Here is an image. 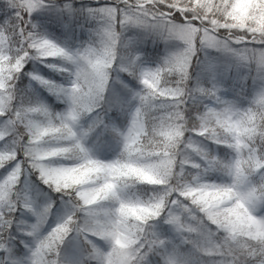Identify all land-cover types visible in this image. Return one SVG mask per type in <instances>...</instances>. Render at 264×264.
<instances>
[{
    "label": "snow or ice",
    "instance_id": "6c2138e0",
    "mask_svg": "<svg viewBox=\"0 0 264 264\" xmlns=\"http://www.w3.org/2000/svg\"><path fill=\"white\" fill-rule=\"evenodd\" d=\"M45 14L63 35L36 22ZM0 20V48L8 45L0 61V264H255L264 235L239 238L253 247L246 243L237 251V238L227 239L221 220L264 209V163L250 158L241 164L239 144L203 129L209 118L221 128L244 114L254 122L248 109L238 108L251 95L249 80L253 88L264 84V0H9L0 3ZM146 39L164 44L155 61L141 50ZM120 49L127 55L117 56ZM221 61L237 69L228 90L222 87ZM37 64L60 79L43 74ZM240 69L248 71L241 76ZM23 77L29 78L24 91L17 85ZM33 83L67 107L51 112ZM93 94L105 96L107 107L78 110L81 98ZM253 103L264 106V87ZM37 108L50 112L47 135L32 129ZM113 109L125 117L119 126L103 118ZM84 112L91 113L87 127L80 123ZM157 122H174L179 139L169 153L168 178L148 183L130 169L163 154L141 159L125 153L136 147L138 126L151 134ZM53 133L60 138L51 140ZM105 144L113 149L111 159L101 158ZM73 152L80 157L72 158ZM252 169L257 183L245 175ZM85 173L86 182L74 179ZM217 173H227L231 182L213 184L221 180ZM33 176L59 194L58 212L57 201L33 187ZM209 185L220 194L215 204L201 196ZM129 200L143 210L127 213ZM41 202L47 205L43 211L26 210ZM17 213L35 219L27 231ZM255 216L259 227L264 216ZM19 235L26 237L23 249Z\"/></svg>",
    "mask_w": 264,
    "mask_h": 264
},
{
    "label": "clouds",
    "instance_id": "9594fccd",
    "mask_svg": "<svg viewBox=\"0 0 264 264\" xmlns=\"http://www.w3.org/2000/svg\"><path fill=\"white\" fill-rule=\"evenodd\" d=\"M0 3H3L5 5H9V0H0ZM0 36H2V33H0ZM10 39V37H9ZM44 53H49V49H43ZM8 55V45L5 44L3 48H0V61L3 60L5 56ZM127 55L126 49H120L117 53V56H125ZM115 61H113L112 64H108L107 68H111ZM39 64L36 65L37 68ZM221 71L224 73L225 76V83L222 85V87L225 90H228L232 87V84H228L227 81L230 78V73H237V69L231 68L229 69L227 66L222 64ZM248 70L247 69H240L239 74L243 76ZM242 73V74H241ZM251 74L253 76L256 75V69L253 66L251 68ZM110 75H114V73H110ZM124 75H127V73H124ZM260 87H264V84H261L260 82H257V87L253 88V81H251V84L248 83V91L251 93L247 97V102L240 108H238V112L245 113V109H248L254 117V122L252 119H248L247 115H240L237 116L235 120L232 121L231 124H229L225 128H221L215 119L209 118L206 127L203 129L204 131H212L217 132L222 136H227L226 143L228 144H239L241 148L243 149V153L238 155L237 159L241 162V164H248L250 158H254L257 161L264 163V161H261L260 158L264 156V106H259L255 103H253V98L255 97L256 91L259 90ZM0 88H3V83L0 82ZM225 99H233L232 96H227ZM57 101V100H56ZM59 102V101H58ZM40 103L46 105L48 109L51 112H61L63 111L67 105L65 103L59 102L63 105V108L60 110H56L53 108L50 104L45 102L41 99ZM96 104L97 106L101 108L107 107L106 97L93 94L87 97H82L80 100V103L77 105L78 110H80L81 105H91ZM209 113L213 111L211 107L206 109ZM215 111H220V109H215ZM115 110L108 111L106 113H103V118L105 120L111 119L112 122L116 123L117 126L121 122L125 120V117L121 115L119 112H115V115L113 113ZM91 113L84 112L81 116L80 123L84 125L85 127L88 126V124L91 123V121L87 120V117ZM32 116V129L36 135H47L48 133L45 131L46 129H49L52 127L50 125V112L44 111L40 108H37L34 112L31 113ZM87 121V123H85ZM134 137L136 139V147L133 150H130L129 152L125 153L126 158H130L132 153L135 152V154L143 159V158H150L159 154H163L159 160L153 161L150 164L146 165H140L139 167H135L130 169L131 172H133L139 179H142L148 183H156L160 181H164L168 178L171 164H170V152L175 151L176 143L179 139L177 136V128L174 122H170L168 124H164L163 122H157L152 125L151 134H149L148 131L145 130L143 125L138 126L134 131ZM182 135V133H181ZM59 135L56 133H53L50 136L51 140L59 139ZM94 142V141H93ZM249 149H251V152L249 153ZM259 150V154L258 153ZM72 158L76 159L80 157L79 152H73ZM216 158L223 160V157L217 156ZM228 160L232 159V156L229 155ZM226 162V161H225ZM217 175L221 176V180L214 181L213 184L219 183V184H228L231 182L230 178L228 177L227 173H217ZM245 175L247 178L252 181L253 183H257L260 181V177L255 175V169H252L251 173L245 172ZM39 179V177H37ZM76 180H83L87 181L89 179V176L87 173L84 174L83 177H74ZM0 187H3V185H0ZM134 191H136L135 188H133ZM199 191V188L196 189ZM219 192H217L212 186H208L205 191L201 193L202 199L205 200L209 204H215V202L219 199ZM129 203V207L125 210L127 213H136L138 211H142V208H139L136 206L135 202L132 200L127 201ZM46 203L41 202L39 208H29L26 209L27 211H43V208L46 207ZM256 212H260L259 208H256L254 211L250 209V213H234L231 214L227 220H221V227H224L226 225V237L228 240H232L233 238L236 239V250L240 251L241 246L245 245L247 243L248 248H252L253 245L251 242H245L242 239H239L249 233H256L257 231L260 232V234L264 235V221H261L259 227L257 226L255 216ZM261 215L264 216V213L261 212ZM24 223L21 225L23 230H28L25 225L31 224L35 222V219L32 218L31 220L22 218ZM43 219V218H42ZM203 247L206 251H211L212 248L209 245V242L207 240L202 241ZM243 264V261L241 262ZM255 264H264V241H261L256 248V261Z\"/></svg>",
    "mask_w": 264,
    "mask_h": 264
},
{
    "label": "rangeland",
    "instance_id": "374dc122",
    "mask_svg": "<svg viewBox=\"0 0 264 264\" xmlns=\"http://www.w3.org/2000/svg\"><path fill=\"white\" fill-rule=\"evenodd\" d=\"M94 3H95V1H94ZM94 3H92V4H94ZM35 19H36L37 23L43 25L49 32H53L58 36L63 35L64 30L61 28V26L54 19L50 18L47 14L37 15ZM57 25H59V26H57ZM77 35L79 36L80 39H84L87 36V34L85 32H79ZM163 51H160V49H155L146 58L151 60V61H155V59H157L160 55L163 54ZM221 63L223 64V61H221ZM38 67L43 74H45V75H47L53 79H60L59 76H57L55 73L50 72L47 68H44L42 65H39ZM26 69L28 71H31V65H27ZM236 76H237V73H235V72L230 73V78L228 79L227 83L229 85L232 84L233 79ZM23 80H24V83H26V90H27L29 87V78L23 77ZM248 83L251 84V80H249ZM32 87L35 89L36 95H38L40 99H42L45 102H47L48 104H50L53 108H55L56 110H60L63 108V105L60 104L58 101H56L55 97L49 95L44 89L37 87L34 83H33ZM100 155H101V158L111 159L113 157V149L110 146H108L107 144H105V146H103L101 149ZM3 174H4V169H0V175H3ZM59 198H60V196H59ZM58 211H59V208H58ZM260 212L264 213V209H260ZM51 220L54 221L55 216H53V218ZM161 229L163 231L167 232L168 226L167 225H161ZM25 239H26V237H24V236L18 238L17 243L19 244L20 249H23V244L20 243V241L25 240Z\"/></svg>",
    "mask_w": 264,
    "mask_h": 264
},
{
    "label": "trees",
    "instance_id": "16d2710c",
    "mask_svg": "<svg viewBox=\"0 0 264 264\" xmlns=\"http://www.w3.org/2000/svg\"><path fill=\"white\" fill-rule=\"evenodd\" d=\"M94 1H95V0H84L85 3H94ZM2 22H3V21L0 20V23H2ZM57 26H59V25H57ZM155 49H160V51H163V50H164V44H163L162 42H159V41L154 42V41H152L151 39H146V40H144V42L141 44V50L143 51L145 57H148V55L151 54V52H152L153 50H155ZM17 85H18V87H19L22 91L26 90V83H24L23 78L17 82ZM113 115H115V114H113ZM31 183H32L33 187H34L38 192H40V193H45V194L51 196V198H52L53 200L57 201V208L54 209V212H58V208H59V200H60V198H59V194L49 192V190H48L45 186H43V185H41V184L39 183V181L36 179L35 176L31 177ZM17 215H18V216H22V218H25V219H28V220H31V219H32V217H30V216H23L22 213H17ZM52 218H53V217H52ZM52 218H51V219H52ZM19 237H22V235H19Z\"/></svg>",
    "mask_w": 264,
    "mask_h": 264
}]
</instances>
